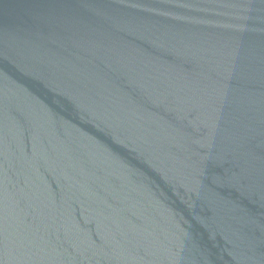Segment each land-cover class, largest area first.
<instances>
[{"label":"water","instance_id":"obj_1","mask_svg":"<svg viewBox=\"0 0 264 264\" xmlns=\"http://www.w3.org/2000/svg\"><path fill=\"white\" fill-rule=\"evenodd\" d=\"M0 264H264V0H0Z\"/></svg>","mask_w":264,"mask_h":264}]
</instances>
